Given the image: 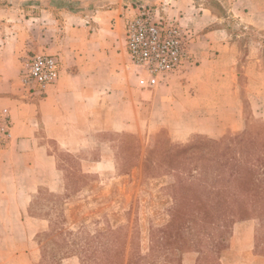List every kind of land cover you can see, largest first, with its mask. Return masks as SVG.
<instances>
[{"label":"crops","instance_id":"0c3cea01","mask_svg":"<svg viewBox=\"0 0 264 264\" xmlns=\"http://www.w3.org/2000/svg\"><path fill=\"white\" fill-rule=\"evenodd\" d=\"M34 1L38 11L33 10L32 19L56 23L50 27L54 37L46 40L52 47L50 53L59 54L61 70L57 82L43 97L22 96L17 79L19 61L9 47L13 46V50L17 43L23 45L26 32L20 25L2 23L0 107L10 110L12 139L0 151V218H25L26 208L40 189L52 193L66 190L56 169V157L48 152L45 139L72 152L90 142L88 135L93 127L135 134L168 127L178 141L191 133L218 138L225 132L241 130L243 108L242 101L236 98L235 44L228 40V29L221 24L223 18L200 0H158V10L192 33V61L147 91L138 86L128 64L124 31L127 18L154 0H81V6L59 11L46 2L49 0H41L40 5ZM222 1L227 3L229 16L264 31V0ZM13 9L14 4L9 3L2 9L6 14L0 11V17L8 21ZM259 62L264 65V59ZM140 108L147 112L144 127H140ZM113 168L112 155L106 153L84 171L108 174ZM28 218H32L34 230L19 233L16 244L9 242L11 232L4 227L0 230V264H41L40 245L44 241L40 244L35 236L47 227L48 221L40 219L43 217ZM253 249L252 242L239 251L243 261L230 262L228 257L226 264H264L254 263ZM57 264L82 263L72 254L64 255Z\"/></svg>","mask_w":264,"mask_h":264},{"label":"rangeland","instance_id":"374dc122","mask_svg":"<svg viewBox=\"0 0 264 264\" xmlns=\"http://www.w3.org/2000/svg\"><path fill=\"white\" fill-rule=\"evenodd\" d=\"M46 2L57 11L81 6V0ZM153 2L146 5L156 9L158 0ZM200 2L223 18L221 24L228 29V40L235 44L238 56L236 98L242 101L243 108L241 130L225 132L218 138L191 133L178 141L174 140L168 127L138 134L98 131L93 127L88 135L90 142L79 151L72 152L54 140L45 139L48 152L56 157V169L66 190L52 193L40 189L26 208L23 214L25 218H0V230L4 227L11 232V245L19 241V233L27 231L30 234L34 230L32 218H28L34 216L48 221L47 227L35 236L40 244L44 241L40 245L41 264H57L61 257L72 254L77 255L82 264H105V257L112 260L111 264H226L228 257L230 262L237 263L244 258L240 249L252 242V260L254 263L264 261V198H260L264 193L246 204L244 216L229 213L223 216L218 209L226 206L231 210L239 202L224 201L223 194L216 206L208 199L209 188L196 182L186 186L191 178L189 174L196 178V172L190 166L202 153L203 146L196 145L184 155V159H188L185 164L178 162L182 156L171 160L174 168L179 167L176 169H179L178 174L181 172L187 179L179 184V191L198 199L195 205L190 209V202L183 199L176 206L169 189L176 179L165 163L169 159L165 153L169 145L173 148L194 145L198 139L228 142L235 136H243L248 130L264 125V65L259 62L264 59V31L229 16L227 3L222 0ZM9 3L14 4V9L8 15V21L0 17V29L2 23L7 22L24 28L26 35L23 45L15 42L17 45L13 50V46H10L9 50L19 61V92L22 96L35 98L21 87L20 76L33 54L50 53L52 47L46 38L54 37L55 33L50 27L56 23L45 18L32 19L37 10L33 6L36 3L34 0H0L1 14H6L2 13V9L7 8ZM37 3L40 5L41 0H37ZM38 26L42 29L36 31ZM33 40L38 43L33 44ZM56 55L59 57V54ZM5 57L11 55L5 54ZM146 116V108H140V127H144ZM152 150V162L147 164L148 173L142 176L144 157ZM106 153L112 155L114 164L110 173L84 171L89 163ZM119 171L128 173L119 175ZM187 171L191 173L187 174ZM205 179H209V174H205ZM260 190L256 188L255 192ZM67 201L71 202L68 206L65 205ZM198 209L201 212L195 214ZM86 220L90 221L83 222ZM79 221L83 224L74 225Z\"/></svg>","mask_w":264,"mask_h":264},{"label":"built area","instance_id":"2783aa9c","mask_svg":"<svg viewBox=\"0 0 264 264\" xmlns=\"http://www.w3.org/2000/svg\"><path fill=\"white\" fill-rule=\"evenodd\" d=\"M192 33L175 19L157 8L140 6L127 18L124 44L128 64L138 86L152 89L179 73L192 61L189 42ZM60 60L56 54L35 53L25 63L20 76L21 87L30 95L43 97L60 76ZM12 118L8 107H0V149L12 139Z\"/></svg>","mask_w":264,"mask_h":264},{"label":"trees","instance_id":"16d2710c","mask_svg":"<svg viewBox=\"0 0 264 264\" xmlns=\"http://www.w3.org/2000/svg\"><path fill=\"white\" fill-rule=\"evenodd\" d=\"M196 145L203 146L204 148L195 162L192 163V166H190L196 172V178H192L194 177L192 173L187 171V174L191 173L188 175L191 178L187 180L181 172L178 174L179 169H176L179 167L174 168L175 165L171 160H175L177 157L179 159L182 156V160H178V162L185 164L188 159H184L186 158L184 155L189 153ZM166 151V157L169 158L168 161H165L167 170L176 177L174 182L169 185L172 199L176 206H179L183 199H187L190 202L191 209L198 200L179 191V184L186 180L188 183H186V186L196 182L209 188L208 196L210 198L208 199L211 203L215 202L216 206L223 194L224 201L233 200L234 202H239L231 210H228L226 206L218 209L219 214L223 216L227 213L232 216H244L247 212L246 204L253 201L257 195L259 196L261 193H264V125L260 128L248 130L243 136H235L233 140H229L228 142L198 139L194 145L187 144L175 146L174 148L169 145ZM152 152L153 150L144 157L142 176L148 173L147 164L152 162ZM120 161L124 163L122 159ZM127 173L126 171L118 172L119 175ZM205 174H209L208 180L205 179ZM256 188H261V190L255 192ZM260 198H264V194ZM198 212H201V210L198 209L195 214ZM191 213H193V210ZM92 254L89 255L91 256ZM87 257L90 259L89 256ZM104 260H106L105 264H111L112 262L110 258L107 259L105 257Z\"/></svg>","mask_w":264,"mask_h":264}]
</instances>
